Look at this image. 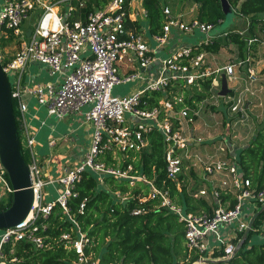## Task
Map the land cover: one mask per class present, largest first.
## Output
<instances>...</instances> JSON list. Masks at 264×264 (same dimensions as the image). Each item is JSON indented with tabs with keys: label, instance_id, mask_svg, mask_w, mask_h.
I'll use <instances>...</instances> for the list:
<instances>
[{
	"label": "built area",
	"instance_id": "2783aa9c",
	"mask_svg": "<svg viewBox=\"0 0 264 264\" xmlns=\"http://www.w3.org/2000/svg\"><path fill=\"white\" fill-rule=\"evenodd\" d=\"M85 1L2 0L0 36L7 38L9 30L21 41L11 59L5 61L0 56V60L4 61L1 65L8 79L9 74L15 76L13 83L9 81L11 97L18 110L20 144L22 147V137V148L28 151L30 158L28 166L33 204L24 220L12 228L2 230L0 264H9L15 260L12 258L8 261L2 249L12 239L31 242L36 248L44 247L42 237L35 234L39 229L36 224L38 218L48 214L55 203H59L66 211V199L81 171L85 169L101 176L110 174L119 179H127L131 186L137 181L147 183L150 197L158 199L160 206L176 213L179 220L184 222L188 249L202 254L194 264H201L203 259L211 257L216 250H223L222 258L229 257L237 245L234 243L237 234L244 232L248 226L250 216L245 215V204L258 203L261 206L264 203V189L254 192L250 188L249 180L240 175L234 159L227 155L228 151L223 146L217 149L218 155L206 153L201 157L193 153L191 148L194 144L202 142L201 137L193 135L192 128L199 115L198 110L191 113L187 106H183L178 111H173V103L169 100H162L159 106L148 108V101L144 98L146 92L164 89L171 81L180 80L188 89L198 79L212 74V71L205 68L204 53L189 57L191 46H181L161 60L157 78L145 80L141 88L132 93L113 95L114 85L143 79L141 70L147 68L153 60V51L142 32L127 26L129 15L122 10L123 0H106L103 8L82 13ZM143 13L145 14L144 9ZM164 14L161 32L152 36L158 42L157 47L168 42L173 30L192 33L197 29L210 37L209 33L215 29L212 23L197 19L183 21L181 17L173 16L168 7L164 8ZM32 15L36 19L27 35L22 24ZM34 61L44 64L50 75L59 74L62 80L55 84H35L22 88L24 70ZM122 65L127 68L124 73L120 71ZM237 65L242 67L243 63L240 60L230 62L217 68L215 72L223 70L228 83L234 80ZM245 71L248 79H255L254 67L247 65ZM213 82L214 79L211 88ZM24 94L35 97L38 104L45 107L48 115L59 119L71 114H83L84 121L92 128L83 160L74 169L65 171L57 178L62 191L51 201L44 199V186L47 182L42 178L34 149L35 136L25 122L27 104ZM182 101L181 93L176 97V102ZM226 103L230 113H242L244 104L239 94L228 97ZM85 106H89V109L83 112ZM174 120L178 122L177 126L174 125ZM153 128L163 134L167 144V176L176 179L186 174L190 168L196 172L197 165L200 169L198 176L203 185L196 195L209 197L215 202L212 213L185 212L171 201L166 190L157 188L143 175L130 173L131 166L113 168L97 160L100 154L113 149L141 152L148 144L145 134ZM190 129L189 134L187 130ZM217 175L224 177L217 178ZM221 191H231L235 195L236 203L233 207L223 203ZM5 192L12 193V187L6 170L0 163V193ZM125 198L120 197L121 200ZM83 206V203L79 206L81 212ZM133 212L139 213L140 210ZM224 230L231 236H225ZM60 240L70 244L76 252L75 264H95L84 253V246L90 243V239L78 228L76 237L63 233Z\"/></svg>",
	"mask_w": 264,
	"mask_h": 264
},
{
	"label": "trees",
	"instance_id": "16d2710c",
	"mask_svg": "<svg viewBox=\"0 0 264 264\" xmlns=\"http://www.w3.org/2000/svg\"><path fill=\"white\" fill-rule=\"evenodd\" d=\"M123 0L122 10L131 13V2ZM168 0H141L148 22V31L153 36L161 32L165 21L164 8ZM183 0H175L173 5ZM196 4L195 18L200 22L212 23L215 28L223 24L225 14L220 0H187ZM106 0H86L82 13L95 8H103ZM234 15L247 17L248 25L244 31L238 29L221 30L207 40L191 45L189 57L197 54H216L223 48L234 45L237 57L245 66L257 56L258 48L264 44V0H228ZM127 26L140 31L137 20L127 16ZM141 32V31H140ZM8 37L0 40L5 45L13 34L8 30ZM6 61V60H5ZM3 64V60H0ZM214 74L196 81L188 89L180 80L171 81L164 89L151 90L144 94L148 108L159 106L162 100L173 103V111L187 106L191 113L207 98L215 95L211 88ZM183 94V101L176 102V97ZM16 102L13 109L19 130ZM241 114H236L240 118ZM164 116L163 111L161 117ZM234 117V116H233ZM254 132L251 140L237 153L234 161L240 175L250 182L254 192L264 189V113L261 118L253 119ZM174 125L178 122L174 120ZM19 133V131H18ZM147 147L141 152H123L118 149L105 151L97 158L106 166L126 168L131 166L130 173L140 174L162 190H166L171 201L185 212L212 213L216 206L212 199L197 196L203 182L198 174L190 170L176 179L166 174L165 154L167 144L163 134L153 128L147 134ZM27 163L30 162L28 151L21 147ZM119 194V197L117 196ZM147 183L137 181L130 185L127 179H119L110 174L98 175L90 170H83L79 179L72 186V192L66 199V211L55 203L50 212L38 218L39 229L35 232L42 237L44 247L36 248L31 242L12 239L2 249L7 260L14 258L9 264H75L77 254L60 235L69 233L76 237V229L90 239L84 246V253L95 264H194L202 254L189 250L186 245L184 222L176 213L159 205L158 199L150 197ZM126 198L121 200L120 197ZM220 198L229 207L236 203L231 191H221ZM12 203V193L0 211ZM83 203L82 212L79 209ZM257 208L259 204L256 203ZM134 210H140L134 213ZM257 209L254 211V213ZM73 219V220H72ZM264 211L254 220L252 229L241 247L224 264H264V238L253 241L254 235L264 232L261 227ZM76 223V224H75ZM43 225L44 227H41ZM243 232L237 234V244ZM223 250L214 251L212 259H221Z\"/></svg>",
	"mask_w": 264,
	"mask_h": 264
},
{
	"label": "crops",
	"instance_id": "0c3cea01",
	"mask_svg": "<svg viewBox=\"0 0 264 264\" xmlns=\"http://www.w3.org/2000/svg\"><path fill=\"white\" fill-rule=\"evenodd\" d=\"M174 2L175 0H168L167 1L168 4L166 7L169 6L168 8H170L169 10L171 14L173 16L177 15L181 17V19L183 16H186V14L188 13H191L192 15V12H195L196 10V4L188 3L187 0L180 1L175 5H173L172 3ZM1 5H2V0H0V9H1ZM130 7H131V13L129 14L130 19L134 21L137 20L139 22L138 23L140 25L139 30L144 34L146 38L145 34L146 31L148 30V22L144 18L145 15L143 13L141 0L132 1ZM183 7L188 11L181 12V10H183L182 9ZM177 10H180V12H175ZM33 16L34 15H32L29 19H27L26 20L27 22L25 21L26 22L25 25H27V27L25 28L27 31L30 29L31 25L33 24L30 21ZM239 22H242L244 27L245 23L248 22V18L234 15L231 19L229 27L232 29H239L237 28V23ZM180 35H193V38H191L193 40L183 39L179 37ZM2 38L3 36H0V40ZM207 38H208L207 36L204 37L200 36L199 38H197L195 37L194 32L182 34V32L173 30L168 42L164 46L156 47V48L150 47L153 51L152 52V55L154 56L153 60L147 66V68L141 70L143 79L134 81L136 82V84H134V86L131 88V91L129 93H132L140 89L141 86L144 84L145 80L154 79L159 76L161 60L163 58L158 55V52L164 51L167 53L168 56L181 46H191L195 43L197 44L202 41H205ZM0 48L3 51H5V46L0 45ZM221 52L227 55L226 62H228V59H230L229 62H234V63H236V61H239V58L237 57V49L234 45H231L227 48H223ZM9 59L11 58H7L6 60ZM215 59H216L215 54H208V53L204 54L205 68L212 71L213 72L212 74H214V78H213L214 82L212 84L213 87L212 90L215 91L216 101L214 100L212 104L217 105V107H215L214 111L211 114L206 113L204 117L208 116L209 119H212V122L214 121L213 123L211 122L209 123L207 121V124L211 130L219 131L217 132V134H213L212 137L213 145H211L210 148L207 149L205 153L210 155H216V154L218 155L217 149L220 146H223L228 151L227 155L230 156L232 159H234L236 158L239 150L242 147H244L246 144H248V142L251 140L253 136V132H254L253 119L261 118V116L264 113V108L260 109V111L255 113L256 109L262 103L264 104V75L262 77L261 76L259 77L256 72L255 79L250 80L248 79L245 70L247 65L252 66V64L250 63L251 60H249L245 66L243 65L242 67H240L237 65L234 80L228 81V88L231 90V92L229 93L228 96L220 97L218 96V92L220 90V79H221V75L224 72L223 70L219 72H215V70L217 68H222L224 65L222 66L215 65ZM126 69L127 68L125 67V65L120 66L121 73H124ZM238 79H239L238 86L232 88L230 84L235 83ZM58 81H59L58 77L50 76L48 74L47 67L44 64L34 61L29 63V65L25 68L22 76L21 87L27 88L35 84H44V83L55 84ZM246 87L248 88V90H245ZM243 93L246 94L245 98L241 96V94ZM238 94L243 98V104H244L243 111L240 115V117L242 116V119L241 118L238 119L239 117H236L235 114L230 113L228 104L226 103L228 97ZM24 99H25L24 101L27 104L25 122L28 126V129L35 136L34 149L35 152L37 153L36 155L38 162H40L39 166L41 169L42 178L44 181L47 182V184L44 186V199L45 201H51L54 199L46 200V197H54L55 195L52 194L49 190H47L46 187L52 186L53 192L56 195L60 194V192L62 191V186L58 183L57 178L62 176L65 173V171L74 169L78 164L81 163L84 157V153L88 148L87 143L90 142V139L86 141L83 138V136L85 135L86 139L87 137L90 138V133L92 131V128L90 124L84 121L83 118L79 117L80 114H71L66 116L65 118L59 119L56 116L48 115L44 106L39 105L35 97L24 94ZM222 107L224 109H221ZM16 110H17V106H16ZM51 116L54 117L56 121L48 123L47 119L51 118ZM218 119H220V124H221L220 128L222 126L221 129L215 127V125L217 124L216 120L218 121ZM236 122H242L244 123V126L240 128H236L234 127V124ZM61 123L66 124L67 128L65 131L58 130V127H60ZM192 126H193V135L195 134L196 136L203 137V134L200 133L199 129H196L194 124ZM79 131H81V133H79ZM68 138H70V142H67ZM51 141H53L52 144ZM58 142L61 145L65 144L68 146L74 143L73 151L71 153L66 152V154L55 153L54 152L56 150L55 147ZM202 143H204V140H202V142H200L199 144L195 143L193 147L199 146ZM84 144L85 145L87 144L86 148L83 147ZM216 177L223 178L224 176L217 175ZM256 209H257L256 204L246 203L245 215L251 217ZM261 227L264 228V221ZM227 234L228 232L224 230V235L226 236ZM227 236L230 237L231 234ZM263 238H264V232L255 235V240L257 241L262 240ZM201 264H206V263H201Z\"/></svg>",
	"mask_w": 264,
	"mask_h": 264
},
{
	"label": "water",
	"instance_id": "95a60500",
	"mask_svg": "<svg viewBox=\"0 0 264 264\" xmlns=\"http://www.w3.org/2000/svg\"><path fill=\"white\" fill-rule=\"evenodd\" d=\"M221 8L225 14L223 24L209 33L213 36L230 25V17L234 16L228 0H220ZM30 31H27V35ZM231 90L228 88L226 75L223 73L220 79V90L218 96H227ZM0 163L5 168L8 180L12 187L11 205L0 211V230L14 227L24 220L31 211L33 204V192L31 189V174L21 150L18 128L15 120L13 100L11 97V86L9 79L2 69L0 62ZM264 211V203L249 218L248 226L238 241L233 254L241 247L252 229L255 218ZM232 254V255H233ZM221 259L205 258L202 263H226L230 257Z\"/></svg>",
	"mask_w": 264,
	"mask_h": 264
},
{
	"label": "rangeland",
	"instance_id": "374dc122",
	"mask_svg": "<svg viewBox=\"0 0 264 264\" xmlns=\"http://www.w3.org/2000/svg\"><path fill=\"white\" fill-rule=\"evenodd\" d=\"M186 1V0H185ZM168 4V3H167ZM169 7V6H168ZM197 7V6H196ZM170 9V8H169ZM183 10H181V12H183V11H185V12H187L188 10L187 9H185L184 7L182 8ZM175 12H180V10H177V11H175ZM174 12V13H175ZM193 19V18H195V12H192V15H191V13H188V14H186V16H183L182 17V19L184 20V21H189L190 19ZM35 19H36V16L34 15L33 17H32V19L30 20L31 21V23H34V21H35ZM230 19H232V17H230ZM29 21V20H28ZM27 22V21H26ZM26 22H24V24H22V27L24 28V29H26L25 27H27V25H25L26 24ZM247 25H248V22L247 23H245V25H244V27H243V24H242V22H239V23H237V28H239L238 30H241V31H244L245 29H246V27H247ZM183 34V33H182ZM146 41H147V43H148V45L151 47V48H156L158 45H157V41L151 36V34L149 33V31L147 30L146 31ZM194 35H195V37H197V38H199L200 36H202V37H204L205 36V34H203L202 32H200L199 30H195L194 31ZM179 37H181V38H183V39H190V40H193V39H191V38H193V35H180ZM20 43H21V41L16 37V36H14L13 35V37L12 38H10V40L5 44V45H2V46H5V51H3L1 48H0V56L2 57V59H4V60H6L7 58H12L14 55H15V53L17 52V50L19 49V47H20ZM196 44V43H195ZM231 48H233V47H231ZM228 51H230V50H228ZM223 52V51H222ZM221 51L219 52V53H216L215 54V65H218V66H222V65H225L226 63H228L229 61H230V59H228V62H226L227 61V59H226V56L227 55H225V54H223ZM158 55L159 56H161L162 58H166L167 57V53L166 52H164V51H160V52H158ZM1 59V60H2ZM232 60V59H231ZM230 63V62H229ZM208 64V63H207ZM252 66L255 68V70H256V72H257V74H258V76L260 77H262L263 75H264V44L263 45H261V47H259L258 48V53H257V56L254 58V60L252 61ZM209 65V64H208ZM48 71V70H47ZM48 74H49V72H48ZM50 75V74H49ZM50 76H55V77H58L59 78V82L62 80L61 79V76L59 75V74H54V75H50ZM14 75H11V74H9V81L11 82V83H13V80H14ZM241 83V82H240ZM134 84H136V82H134V81H131V82H126V83H120V84H116V85H114V87H113V89H112V94L113 95H119V96H123V95H126V94H128L130 91H131V88L134 86ZM238 84H239V79L235 82V83H233V84H230L231 85V87L233 88H235V87H237L238 86ZM128 92V93H127ZM238 92V91H237ZM237 92H236V94H237ZM241 96L242 97H244L245 98V96H246V94H241ZM216 101V95H214V96H212V97H210V98H207V99H205L204 101H203V103L202 104H200L199 106H198V111H199V115L196 117V119H195V122H194V126H195V128L196 129H199V131H200V133H202L203 134V137L202 138H204V139H202V140H204V143H202L201 145H199V146H196V147H192L191 149H192V151H193V153L194 154H196V155H199V156H201V157H204V155L206 154L205 152L207 151V149H209L210 148V146L211 145H213V142H212V137H213V134H217V132H219L218 130H211L210 128H209V126H208V124H207V121L210 123H213L212 122V119H209V117L208 116H205L204 117V115L206 114V113H212L213 111H214V109H215V107H217V105H213L212 104V102L213 101ZM45 108V107H44ZM264 108V104L262 103L257 109H256V111H255V113H257L258 111H260V109H263ZM89 109V106H85V107H83V109H82V111L83 112H85V111H87ZM221 109H224L223 107L221 108ZM26 114V113H25ZM81 115H83V114H80V118H83V116H81ZM71 117V116H70ZM241 119H242V116L240 117ZM240 118H238V119H240ZM47 121H48V123L49 122H54V121H56L55 120V118L54 117H52L51 116V118H48L47 119ZM248 121H249V119H248ZM247 121V122H248ZM216 122H217V124L215 125V127L216 128H219V129H221L222 128V126H221V128H220V119H218V121L216 120ZM247 122H246V124H247ZM244 126V123H242V122H236L235 124H234V127H236V128H240V127H243ZM66 124H64V123H61V125H60V127H58V130H60V131H65L66 130ZM192 128H193V126H192ZM79 133H81V131H79ZM187 133H191V129L188 131L187 130ZM91 134H92V131H91V133H90V137H91ZM196 136V135H195ZM83 138L87 141V140H89L90 138H88L87 137V139L85 138V135L83 136ZM67 142H70V138H68V141ZM80 142V141H79ZM21 143H22V147H24V142H23V140H22V137H21ZM81 143V142H80ZM74 144V143H73ZM70 145V146H68V145H65V144H60L59 142L57 143V145H56V147H55V153H61V154H66V152L67 153H71L72 151H73V146L74 145ZM88 144V146H89V143H87ZM86 144V145H87ZM86 145L84 144V146L83 147H85L86 148ZM65 146H68V147H65ZM205 153V154H204ZM37 154V153H36ZM39 163V165H40V162H38ZM199 167L196 165V173L198 174L199 173ZM187 172H188V170H187ZM186 172V173H187ZM46 189L47 190H49L52 194H54L55 196L54 197H46V200H50V199H55L56 197H57V195L53 192V187L52 186H47L46 187ZM9 192H5V193H0V206L3 204V203H5L6 202V200H7V198H8V196H9ZM260 208V206L257 208V210ZM184 211V210H183ZM1 232H2V230H0V234H1ZM254 241H257V240H255V235H254ZM208 258H211V257H208ZM206 264H224L223 262H220V263H206Z\"/></svg>",
	"mask_w": 264,
	"mask_h": 264
}]
</instances>
